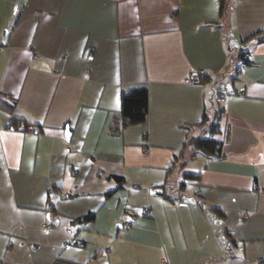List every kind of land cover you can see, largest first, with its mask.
<instances>
[{"label": "crops", "instance_id": "0c3cea01", "mask_svg": "<svg viewBox=\"0 0 264 264\" xmlns=\"http://www.w3.org/2000/svg\"><path fill=\"white\" fill-rule=\"evenodd\" d=\"M218 108L222 155L167 172ZM182 173L201 205L157 195ZM261 187L264 0H0V264H264Z\"/></svg>", "mask_w": 264, "mask_h": 264}, {"label": "trees", "instance_id": "16d2710c", "mask_svg": "<svg viewBox=\"0 0 264 264\" xmlns=\"http://www.w3.org/2000/svg\"><path fill=\"white\" fill-rule=\"evenodd\" d=\"M225 4L221 6V11L224 12ZM239 62L237 64L236 70L240 69L241 66L245 64H249L250 60L245 55V52L238 54ZM207 76L205 74H200L198 81H205ZM14 106V105H13ZM14 108V107H13ZM147 109H148V92L146 88H133V89H125L122 90L120 96V126L127 127L129 125L139 124L145 121L147 117ZM221 108L214 110L213 115H211V122L208 124V137L204 136H192L188 135L187 139L184 141L183 146L180 150L179 156H174L171 161L170 166L166 169L168 171H173L174 168L184 166L183 163V152L185 149H188L192 156H196L197 154H201L205 157H220L222 140L214 138V135L218 132V116L220 114ZM208 117L207 113H203L201 122L199 124L204 123ZM20 123L22 126H26V122L22 120L13 119L11 121V125ZM9 125V127H12ZM32 127H35L33 124ZM176 179L167 180L166 184H162L161 186H155L157 188V195L161 196L163 199L171 201L179 200V201H195L197 205H201L199 199L195 200L188 197L185 199L184 195L187 196L188 193L184 192L185 185L187 183H196L199 180V175L190 174V173H182L181 180L175 181ZM167 190L170 194L176 193V196H170L167 194ZM213 211H219L218 208H211ZM146 213V211L144 212ZM94 215L92 213L84 215L79 218L80 222H88L93 219Z\"/></svg>", "mask_w": 264, "mask_h": 264}, {"label": "built area", "instance_id": "2783aa9c", "mask_svg": "<svg viewBox=\"0 0 264 264\" xmlns=\"http://www.w3.org/2000/svg\"><path fill=\"white\" fill-rule=\"evenodd\" d=\"M200 74H202V73H201V72H200V73L191 72V73L188 74V76H187L186 78H184L183 82H184L185 84H191V83H193V82H197L198 79H199V75H200ZM239 94H242V91H239ZM218 99H219L220 101H223V100L225 99V95L220 94V95L218 96ZM28 129H29V131H31V132L34 131V128L29 127ZM257 189H259L260 191H263V192H264V187L257 188ZM146 213H149V211H146ZM243 218H247V216H246V215H243ZM129 226H130V224H127V227H129ZM79 246L82 247L83 245L80 244Z\"/></svg>", "mask_w": 264, "mask_h": 264}, {"label": "rangeland", "instance_id": "374dc122", "mask_svg": "<svg viewBox=\"0 0 264 264\" xmlns=\"http://www.w3.org/2000/svg\"><path fill=\"white\" fill-rule=\"evenodd\" d=\"M208 123H209V121L206 124H204L206 128L208 127ZM196 135L208 137L207 131H202V132L197 131ZM189 162H191V161L189 160ZM188 166H190V165H188ZM168 191L169 190H167V194H169L170 196H174V197L176 196V193L170 194ZM184 197H185V199H188V196L184 195Z\"/></svg>", "mask_w": 264, "mask_h": 264}]
</instances>
